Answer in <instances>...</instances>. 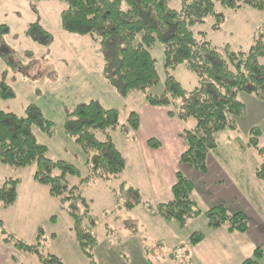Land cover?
Masks as SVG:
<instances>
[{
	"label": "rangeland",
	"instance_id": "obj_1",
	"mask_svg": "<svg viewBox=\"0 0 264 264\" xmlns=\"http://www.w3.org/2000/svg\"><path fill=\"white\" fill-rule=\"evenodd\" d=\"M64 7L65 4L59 0H0V23L9 27V33L0 42V94L4 85L14 93V96L1 100L2 109L23 115L29 106H36L54 123L52 134L36 126L32 131L37 140L48 147L51 159L74 164L81 176L87 178L82 189L90 202L95 223L92 227L93 221L89 222L86 218V229L92 227L89 230L100 239L106 235L116 237L123 251L129 245L130 235L135 233V228L146 231L142 246L146 249L147 258L155 264L157 260L171 263L173 244L181 243L180 248L187 249L189 235L192 236L198 227L202 228V221L188 222L185 228L178 226L179 237L174 240L172 236L178 229H175L179 225L177 221L173 220L163 226L160 220L158 224L151 220L149 225L144 221L146 207L136 203L149 202L154 204L155 209L158 202L166 203L173 199L167 186L176 182L179 159L186 149L183 137L185 129L193 128L196 119L189 117L184 121L169 117L168 107L152 105L146 100L147 93L161 95L167 88L161 43L158 42L152 48L160 74L159 82L152 85L149 92L131 90L126 95L121 94L104 78L106 52L102 51V46L94 39L95 44L91 42L88 35L64 31L61 21ZM180 7L181 0L170 2V8L178 10ZM217 11L221 19L209 17L205 23L197 25L195 30L204 31L206 39L214 45L230 44L236 49H248L253 42L255 30L264 20V12L249 6L231 9L219 4ZM34 22H39L53 35L49 44L38 43L26 34L29 24ZM41 41H45L44 36H41ZM170 73L187 90L198 85L197 75L190 72L185 64L171 69ZM239 99L246 104L247 113L237 118V134L229 129L219 133V149L225 150L222 156L228 162H234L235 167L232 168L235 171L241 168L245 170L243 177H247V181H258L253 168L263 160L259 152L253 147L247 148L249 151L245 154L232 149L237 147L241 150V141L245 145L249 144L251 129L254 127L260 130L259 145L264 147V99L247 92L239 93ZM92 100L104 108L117 109L120 124L127 121L132 111L140 117L138 130L130 127L125 131H108L107 138L115 143L127 161L124 173L111 181L99 176L89 177L87 155L65 132L67 118H73L68 115L78 105ZM106 134L99 133L98 136L104 139ZM228 135L233 138L237 136L238 141L228 142L225 138ZM152 138L159 141V148L148 143ZM216 158L221 161L218 156ZM225 169L228 173L233 171L231 168ZM34 171L35 165L14 167L0 163V187L10 178H17L21 182L16 204L8 208L0 207V220L5 231L30 244H36L41 229L40 250L47 257L52 253L63 264H90L77 239L74 222L66 205L51 197L48 187L33 178ZM72 180L73 183L79 182L77 177ZM251 190L248 189L250 194ZM253 195L264 205L263 190L254 191ZM2 229L0 227V264H41L36 254L21 251L4 242ZM262 259L261 264H264ZM183 264H188L187 259Z\"/></svg>",
	"mask_w": 264,
	"mask_h": 264
},
{
	"label": "trees",
	"instance_id": "obj_2",
	"mask_svg": "<svg viewBox=\"0 0 264 264\" xmlns=\"http://www.w3.org/2000/svg\"><path fill=\"white\" fill-rule=\"evenodd\" d=\"M42 1V0H37ZM65 4L61 12L62 27L69 34L90 36L102 46L105 54L104 78L121 94L131 90H148L160 80L157 60L152 48L159 42L164 52V68L167 74V88L161 95H146L152 105L168 107V115L180 120L196 119V125L185 129L186 149L179 163L189 164L197 171H207L208 154L217 148V134L227 129H237V118L247 113L246 104L239 99V93L247 92L264 99V20L255 30L251 46L236 49L230 44L217 46L206 39L204 31L195 27L209 17L221 19L217 4L238 9L249 6L264 12V0H181L180 9L170 8L172 0H59ZM216 25H219L218 23ZM9 33V27L0 23V42ZM26 34L38 43L49 44L53 35L39 22L29 24ZM41 36L45 41H41ZM94 39V40H92ZM95 44V43H94ZM185 64L197 75L198 85L190 90L183 88L170 70ZM0 83V87H1ZM14 96L4 85L0 94V163L14 167L35 165L33 178L48 187L51 197L66 205L74 222L77 239L88 256L90 264H96L94 249L99 242L92 232L95 219L89 200L84 196V178L79 169L64 160H53L48 156V147L39 142L33 134L38 127L48 134L54 132V123L39 107L29 106L23 115L2 109L1 100ZM66 133L87 155L89 177H101L111 181L121 176L127 161L115 143L107 138L110 129L125 131L130 127L138 130L140 117L132 111L123 124L119 123V112L115 108H104L93 100L78 105L68 115ZM76 118V119H74ZM99 133H107L101 139ZM260 130L251 129L249 145L262 156L256 176L264 185V147L259 145ZM148 143L156 148L159 141ZM73 177L79 179L73 183ZM19 179H7L0 187V207L16 204ZM173 199L166 203H147L148 211L160 214L167 221H177L185 228L189 221L204 215L210 227L225 226L229 231H248V219L243 211L230 213L224 204H218L203 211L193 196L192 182L181 172H176L172 186ZM138 201L136 204H140ZM92 223L86 229L84 223ZM1 237L21 251L36 254L41 264H63L62 260L40 250L42 230L36 244H30L10 232H6L0 220ZM203 238L201 232H194L192 242ZM264 257L262 247H257L252 257L241 264H261Z\"/></svg>",
	"mask_w": 264,
	"mask_h": 264
},
{
	"label": "crops",
	"instance_id": "obj_3",
	"mask_svg": "<svg viewBox=\"0 0 264 264\" xmlns=\"http://www.w3.org/2000/svg\"><path fill=\"white\" fill-rule=\"evenodd\" d=\"M176 120L177 122H181L179 119ZM226 131L223 130L219 133ZM229 131L237 134L238 128L234 130L229 129ZM219 133L217 134V140H219ZM224 135H227V133ZM225 138L228 142L238 141L237 136L233 138L228 135ZM241 143V150L237 147H233L232 150L245 154L249 151L247 148L252 146L248 143L245 145L242 141ZM224 153L225 150H220L218 143L217 148L208 154L206 172L197 171L191 165L181 163H179V170H177L181 171L192 182L193 196L203 211L218 204H224L230 213L243 211L248 219V231L244 233L238 231L231 232L225 226L217 228L210 227L206 217L201 215L189 222L195 223L198 220L202 221V228L198 227L195 232H201L203 238L194 243L192 242V236L189 235L187 249L180 248L181 243L173 244L174 247L171 249V263H167L166 260H157V264H183L185 259H187L188 264H241L245 259L253 256L257 247H262L264 250V205L258 202L253 195L254 191H264V185L259 179L258 181L251 179L247 181V177H243L245 170L241 168L239 171H235L232 168L235 167L234 162L232 160L228 162L222 156ZM222 158L224 159L223 161ZM259 165L254 166V175ZM225 168H231L233 170L232 173H228ZM172 186L173 184L167 186L171 193ZM251 188L255 190H251ZM248 189L251 190V194ZM161 202L164 203V201ZM161 202H158V204ZM140 204L146 207V202H141ZM144 216V221L149 225L151 220H154L153 222L157 224L158 220H160L163 226L171 222L164 219L160 214L152 215L147 207ZM178 226H175V229H178L174 231V235L172 236L174 240H177L179 237L178 232H180V229ZM145 236L146 231H138L135 228V233L130 235V243L124 251L121 245L118 244L119 239H116V237L106 235L103 239L99 238L100 241L94 253L95 263L155 264L147 258L146 249L142 246ZM159 242L162 241L160 240ZM179 254H181V257H179ZM182 260L184 261L181 263Z\"/></svg>",
	"mask_w": 264,
	"mask_h": 264
}]
</instances>
